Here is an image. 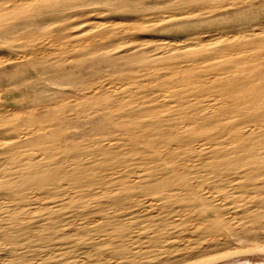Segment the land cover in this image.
Returning a JSON list of instances; mask_svg holds the SVG:
<instances>
[{"label": "bare ground", "instance_id": "bare-ground-1", "mask_svg": "<svg viewBox=\"0 0 264 264\" xmlns=\"http://www.w3.org/2000/svg\"><path fill=\"white\" fill-rule=\"evenodd\" d=\"M31 1L40 0H29L14 13L0 10V18L15 21L29 15L36 8ZM190 1L207 6L213 0ZM263 1L237 6L245 11ZM189 13L182 8L156 20L184 22ZM252 23L234 18L239 33H217V41L206 43L209 36L201 35L206 31L189 37L188 26L180 28L187 39L154 35L169 42L160 54H150L146 43H132L117 54L93 48L97 60L109 65L168 64L165 73L174 75L157 76V84L185 87L172 93L174 106L155 101L162 94L150 91L144 94L149 104L114 116L110 109L95 108L105 116L101 124L122 130L124 141L143 156L121 153L96 138L87 146L109 151L110 160L89 151L68 162L50 142L66 143L70 126L49 105H10L16 118H0V264H190L202 258L197 256L201 245L182 259L170 258L174 244L161 243L168 233L162 231L182 218L213 238L223 235L218 232L225 223L234 222L242 240L264 243V21ZM109 32L99 34L108 37ZM205 63L210 66L203 68ZM81 96L95 102L93 97L107 95L84 91ZM45 98L52 102V96ZM24 109L32 112H19ZM148 112L151 121L140 119V113ZM183 203L192 207L190 213ZM145 247L151 252L143 257ZM261 247L239 246L234 252Z\"/></svg>", "mask_w": 264, "mask_h": 264}, {"label": "rangeland", "instance_id": "rangeland-1", "mask_svg": "<svg viewBox=\"0 0 264 264\" xmlns=\"http://www.w3.org/2000/svg\"><path fill=\"white\" fill-rule=\"evenodd\" d=\"M247 1L249 0L215 2L213 0L207 6L190 0H40L38 3L31 1L36 8L29 15H20L15 21L0 18V118L2 115L8 119L16 118V114L10 110V105L22 103L29 107L36 104L49 105V109L70 126L65 130L66 133L71 132L66 143L50 142V145L65 156L68 162L89 151H93L102 160H110L109 151L103 153L94 145L87 146L88 141L96 138H103L104 143L110 144L121 153L134 157L143 156V152H138L124 141L125 134L122 130L101 124L105 116L95 108L110 109L107 112L114 116L118 110L133 108L141 103L149 104L144 100L146 99L144 94L150 91L162 94L154 98L155 101L167 100L174 106L177 104V96H173L172 93L185 87L177 85L165 89L157 84L155 81L157 76L174 75L165 73L171 67L168 64L137 67L109 65L97 60V55L91 53L93 48L101 46L117 54L132 43L137 45L146 43L150 44L148 47L150 54H160L164 51L160 47L169 43L158 41L161 37L187 39L180 30L183 26H188L192 33L189 37H193L194 34L198 36L200 32L206 31L201 34L209 36L205 43L214 42L218 39L217 33L230 35L236 31L240 32V28L233 24L234 18L247 19L250 25L254 24L252 22L255 18L264 21V1L245 11L242 10V6H237L238 3ZM28 2L29 0L23 3L0 0V10L14 13L19 6ZM212 5L214 6L211 7ZM182 8L190 11L183 18L184 22H179L177 18L169 22L156 20L164 18L169 11L181 12ZM192 8L195 9L192 11ZM230 10H234L231 15L228 13ZM71 14L74 15L70 16ZM146 18L148 21L143 22ZM133 20L139 21L140 24L134 25ZM150 20L154 21L150 23ZM105 30L110 31L108 37H101L99 33ZM154 35L158 39L153 38ZM178 46H181V43ZM62 60L72 62L59 66L58 63ZM206 64H203V68L210 66ZM148 82H151V85H148ZM84 91L97 95L102 92L107 96H96L97 98L93 97L95 102H86L87 98L81 96ZM21 93H25L24 96ZM48 95L52 96V102H45ZM139 99L141 101L138 102ZM19 112L27 114L32 111L24 109ZM88 117L90 119L87 122ZM139 117L151 121L153 114L140 113ZM95 133L98 136H94ZM167 162L168 165L172 163L168 160ZM150 165H154V162ZM182 209L188 214L192 207L183 203ZM182 219L183 222L173 223L162 231L168 233H163L161 243L174 244L171 248L174 253L170 258L185 259L191 247L201 245L197 248V251H200L197 256L202 255V258L197 257V260L190 264H264L263 247L253 253L235 254L234 250L239 246L256 244L264 246V243L242 240L240 229L234 222L225 223L224 230L218 232L223 235L213 238L214 236L205 234L194 225L193 220ZM159 230L161 229L157 231ZM168 236H172V239L167 242ZM224 236L229 237L231 241L223 240ZM141 251L143 257L151 252L148 247Z\"/></svg>", "mask_w": 264, "mask_h": 264}]
</instances>
